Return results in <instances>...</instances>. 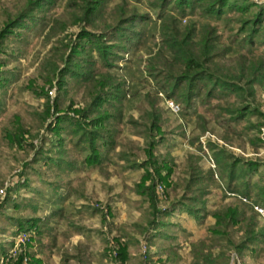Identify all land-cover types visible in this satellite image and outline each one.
Returning <instances> with one entry per match:
<instances>
[{
	"label": "trees",
	"instance_id": "1",
	"mask_svg": "<svg viewBox=\"0 0 264 264\" xmlns=\"http://www.w3.org/2000/svg\"><path fill=\"white\" fill-rule=\"evenodd\" d=\"M58 1L18 0L13 7L3 9L0 18V92H6L16 78L12 72L4 70L8 63L7 44L10 38L21 37L20 29L31 32L44 27V40L51 44V49L39 68V79L43 85L34 88L35 81H30L27 89L46 101L40 116L42 122L56 117V122L49 127L58 138L56 147H64L63 134L70 131L75 137L72 141L74 145L87 153L82 164L87 167L102 166L105 156L116 151L118 126L123 121L124 101L128 95L126 80L115 78L110 71L118 60L123 59L121 53L126 52L134 41L141 43L145 32L141 33L139 27L149 22V13L130 6L128 0L111 9L108 8L111 0H66L63 14H52ZM146 4L159 22L162 41L147 61V73L154 89L144 96V116L140 122H130L133 127L139 128L137 135L144 139V146L140 148L143 159L132 158V153L125 152L118 153L117 157L127 169L142 174L135 185V193L146 209V215L136 230L153 245L154 239L162 236L158 229L166 225L164 219L172 217L177 211H186L199 223L204 222L210 215L203 199L208 192L205 185L215 180L214 171L210 170L209 174L202 172L199 166L202 157L191 155L186 172L189 178L182 180L185 187L181 199L165 208L160 207L162 200L158 186H165L163 195L169 201L170 191L179 190V185L174 184L172 179L174 160L156 154L170 141L168 135L173 134L165 129L167 120L158 93H164L179 104L183 118L189 117L197 106H206L211 119L230 127L231 122L240 123L247 115L256 113L261 120L249 126L261 133L264 112L261 106H254L248 100L255 102V86L264 85V58L249 56L245 52L230 58V48L219 46L211 26L205 24L199 31L194 18L223 21L233 15L230 18L233 21L234 16L241 17L239 31L247 34L235 41L240 48L249 51L261 42L264 6L248 0H146ZM186 17L193 20L182 27V19ZM73 28L78 29L76 33L71 32ZM98 65L106 72L99 71ZM68 77L75 86L85 90L84 106L80 109L72 108V102L67 105ZM55 82L59 96L52 103L49 92L55 87ZM233 96H236V101L232 102L229 99ZM213 101L218 102L217 106H213ZM65 109L72 110L74 116L64 112ZM196 121V129L206 135L210 131V119L206 113L197 112ZM27 133L29 129L19 115L2 129L9 148L22 146ZM224 140L228 141V136ZM195 141L204 154L201 138ZM250 143L256 148L264 146L259 135ZM205 147L219 168L226 191L252 204L264 206V159L236 156L212 140H207ZM258 174V181L252 182ZM8 203L10 200L5 204ZM211 215L216 220L212 230L215 239L193 243L189 264H230L233 252L243 259L246 255L255 257L264 251V227L253 206L239 199L236 205L217 208ZM18 222L20 229L25 231H39L41 223L38 219H19ZM166 237L176 239L171 235ZM139 242L130 237L125 245L119 247L115 260L111 258L110 247L106 248L104 255L115 264H129L132 261L130 248ZM215 249H219L217 255L214 254ZM168 250L170 258L167 260L160 258L155 261L150 252L141 264H176L177 248L170 247ZM71 259H77L78 264H89L83 257L78 260L71 254L64 256V263ZM37 263L42 264L40 261Z\"/></svg>",
	"mask_w": 264,
	"mask_h": 264
},
{
	"label": "rangeland",
	"instance_id": "2",
	"mask_svg": "<svg viewBox=\"0 0 264 264\" xmlns=\"http://www.w3.org/2000/svg\"><path fill=\"white\" fill-rule=\"evenodd\" d=\"M16 1L18 0H0V18L3 9L13 7ZM122 1L111 0L108 8L111 9ZM143 1L136 3L128 0L130 6H137L142 12L149 13V22L139 27V31L145 32V35L140 44L134 41L126 52L121 53L123 59L118 60L115 68L110 71L115 78L126 80L128 95L124 101L123 121L118 126L116 151L105 156L102 166L87 167L82 164L87 153L74 145L72 141H75V137L70 131L63 134L64 147L62 149L56 147L58 138L49 129L50 125L56 122V117L42 122L40 116L46 101L36 96L31 89H27L30 81H35L34 88L43 85L39 79V68L51 49V44L44 40V27L35 28L31 32L20 29L19 34L22 36L19 38L12 36L8 41L9 54L6 57L8 63L4 70L12 72L16 78L6 92H0V264L2 260L4 264H38L37 261L42 264H78L77 259L64 263L66 254L77 256L78 260L83 257L89 264H115L105 257L106 248H111V258L115 260L119 247L125 245L130 237L140 242L130 248L132 261L129 264H141L146 260L147 257L142 254V243L147 241L136 230L146 215V209L135 193V185L139 183L142 174L140 171L127 169L125 163L117 157L118 153L125 152L132 153V158L143 159L140 148L144 146V139L137 135L139 128L133 127L130 122L131 120L140 122L144 116L146 110L144 96L154 89L153 82L148 77L147 61L151 59L150 54L156 52L158 44L162 41L159 35V22L148 8L146 0ZM65 2L66 0H59L51 13L63 14ZM227 18L229 20L201 18L194 20L199 31L205 24L211 26L218 37L219 46L230 48L228 53L230 58L240 52L264 58V33L261 34L260 43L249 51L244 50L236 43L237 39L247 34L239 31L241 17L234 16L233 21L230 20L233 15ZM190 20L193 19L190 17L182 19V27L187 26ZM77 30L73 28L71 32L76 33ZM29 33L31 34L28 37ZM98 66L99 71L106 72L100 65ZM67 79L69 81L67 105L72 102V108L80 109L84 106L85 90L75 86L70 77ZM56 83L49 92L52 103L59 96ZM255 87L256 101L248 102L254 106H261L264 112V85ZM229 100L236 101V96ZM217 103L212 102L213 106H217ZM161 106L167 120L165 129L173 134L168 135L170 141L160 147L156 154L174 160L172 179L174 184L179 185V190L170 191L168 201L163 195L165 186L160 184L158 186V194L162 200L160 207L165 208L181 199L185 187L182 180L189 178L186 172L191 155L202 157L199 166L204 174H209L210 170L215 172V180L205 185L208 192L203 199L210 215H207L204 222L199 223L186 211H177L172 217L164 219L166 225L158 229L162 236L156 237L153 245L147 242L148 254L151 252L155 261L160 258L167 260L170 258L168 248L176 247L175 263L189 264L192 259L193 243L215 239L212 230L216 220L211 214L217 208L234 206L239 199L243 200L226 191V184L221 180L219 168L205 147L206 141L217 142L239 157L264 159V146L256 148L250 143L257 135L264 143V125L261 127V133L249 126L256 125L261 120L256 113L247 115L240 123L231 122L228 127L227 124L211 119L206 106H197L187 118L172 114L162 100ZM64 112L74 116L72 110L65 109ZM197 112L206 113L210 119V131L206 135L196 129ZM16 115L21 116L29 133L25 135L22 146L15 145L9 148L6 146L2 129ZM227 136L229 140L225 141L224 137ZM196 138H201L204 154L198 149ZM258 179L259 174L254 176L252 182L256 183ZM251 192L252 195L255 194L253 187ZM8 200L10 203L5 204ZM19 219L40 220L39 231L20 229ZM259 221L264 227V217L259 216ZM165 235L174 236L176 239H168ZM218 253L219 249H215L214 254ZM236 255V252L230 254V264H237ZM239 259L240 264H264V251L255 257L246 255Z\"/></svg>",
	"mask_w": 264,
	"mask_h": 264
},
{
	"label": "built area",
	"instance_id": "3",
	"mask_svg": "<svg viewBox=\"0 0 264 264\" xmlns=\"http://www.w3.org/2000/svg\"><path fill=\"white\" fill-rule=\"evenodd\" d=\"M248 1L251 2V3H256L258 5H264V0H248ZM158 96L162 100L163 104L166 106L168 111H170L172 114H174L176 116L180 115V113L182 111V108H181V106L179 104H177L172 99L167 98L166 95L164 93H162V92H159ZM233 196H235V195H233ZM243 201L248 203V204H250L251 206H253L254 211L259 216L264 217V206L252 204L247 199H243ZM147 245H148L147 242H143L142 243V254L145 255V257L147 256L148 251H149ZM235 259H236L237 264H240V259H239L238 255H236ZM1 264H4V260H2Z\"/></svg>",
	"mask_w": 264,
	"mask_h": 264
}]
</instances>
